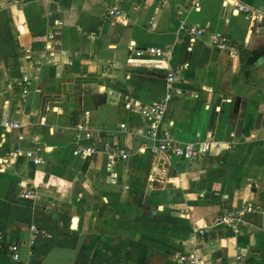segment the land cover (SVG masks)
I'll list each match as a JSON object with an SVG mask.
<instances>
[{
    "label": "crops",
    "instance_id": "1",
    "mask_svg": "<svg viewBox=\"0 0 264 264\" xmlns=\"http://www.w3.org/2000/svg\"><path fill=\"white\" fill-rule=\"evenodd\" d=\"M236 1L0 0V264H179L189 252L202 264H264V0H238L251 17ZM180 21L205 29L192 47ZM213 33L230 47H212ZM146 47L164 54L135 55ZM168 91L157 135L207 142L197 159L152 155L150 120L127 106ZM86 111L98 138L75 128ZM11 119L20 127L3 125ZM90 143L91 156L75 154ZM116 147L128 158L110 180ZM248 206L234 226L213 225ZM30 225L41 230L34 244Z\"/></svg>",
    "mask_w": 264,
    "mask_h": 264
},
{
    "label": "built area",
    "instance_id": "2",
    "mask_svg": "<svg viewBox=\"0 0 264 264\" xmlns=\"http://www.w3.org/2000/svg\"><path fill=\"white\" fill-rule=\"evenodd\" d=\"M197 8L198 3L195 5ZM233 11L235 13L237 12H243L248 17H251L253 15V9L252 7L240 2L236 1L234 3ZM106 14L109 17H113L115 19H122L124 17V13L122 10H120L117 7H108L106 9ZM260 19H263L264 16H261ZM179 29L186 35L187 43L190 47H192L196 41L203 36L205 33V29L203 27L194 25V24H186L184 21H180ZM52 34L50 35V37ZM229 38L227 35L222 33H213L210 36V44L212 47L218 50L222 49H228L230 47ZM148 54V55H155L157 57H161L164 54V51L160 48L156 47H146L143 50H137L135 51L136 56H140L141 54ZM129 61H133V58L130 57L128 59ZM28 76L23 75L19 79L15 81V85L20 89L21 98L25 99L28 93ZM176 80L175 74L172 71H169L166 75V81L167 85L169 86L173 81ZM171 97V92L168 91L166 97L164 100H157L150 104L142 103L139 100H132L128 102V107L136 110L141 115L145 116L150 120L149 127L147 130V133L153 138L155 143L149 147V152L152 155L157 154H166V155H174L175 157L179 159L184 160H194L199 158L200 156L204 155L208 149L209 144L207 142H199V143H193V142H177L175 139L172 138L171 135H169L167 132L163 133L162 136L157 135V125L158 121L161 119L163 111L165 109V105L167 100ZM3 125L5 127H12V128H19L20 123L17 120L11 119V120H4ZM120 127L122 129L125 128V124L121 123ZM75 128L80 133H83L84 137L87 139L92 138H98L97 135H94L90 128L88 127V111L84 113V117L79 120L75 124ZM97 151V147L92 143L87 144L86 146H79L75 149V154L86 158L88 156H91L93 153ZM24 156L28 159H30L34 164L41 163L43 160L36 152L32 150H26L24 151ZM128 158V153L123 149L122 147H116L111 151L108 157V161L106 164V170L110 173L109 179L112 180V169L113 165L117 160H126ZM36 194V191L34 188L25 187L21 191V196L24 198H31L34 197ZM251 207H245V208H233L228 211H226L222 216L217 217L213 223V225H216L218 223H226L234 226L238 220H240V215L245 210H250ZM211 225H204L198 229V232L202 235L205 230H207ZM30 231L31 236L28 241L30 244H34L36 241H38V237L41 234V230L36 225H30ZM9 250V256L10 259L16 262H20L19 252H18V244L15 242H12L8 246ZM238 260L242 259V256L238 254L236 256ZM176 261L179 264H202V260L199 259L194 253H179L176 255ZM22 264H33L31 262L25 261Z\"/></svg>",
    "mask_w": 264,
    "mask_h": 264
}]
</instances>
